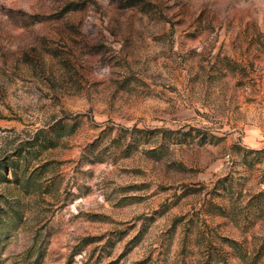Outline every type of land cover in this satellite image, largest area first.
Masks as SVG:
<instances>
[{"label": "rangeland", "instance_id": "rangeland-1", "mask_svg": "<svg viewBox=\"0 0 264 264\" xmlns=\"http://www.w3.org/2000/svg\"><path fill=\"white\" fill-rule=\"evenodd\" d=\"M0 264H264V0H0Z\"/></svg>", "mask_w": 264, "mask_h": 264}, {"label": "trees", "instance_id": "trees-1", "mask_svg": "<svg viewBox=\"0 0 264 264\" xmlns=\"http://www.w3.org/2000/svg\"><path fill=\"white\" fill-rule=\"evenodd\" d=\"M14 168V167H13ZM7 170H10V169H7ZM14 174H15V177H16V180L18 181V183L22 182L20 180H18V174H17V171L14 169Z\"/></svg>", "mask_w": 264, "mask_h": 264}]
</instances>
